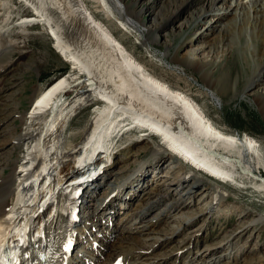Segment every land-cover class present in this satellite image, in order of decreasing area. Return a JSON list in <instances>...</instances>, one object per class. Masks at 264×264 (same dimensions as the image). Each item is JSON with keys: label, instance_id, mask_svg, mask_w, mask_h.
I'll return each mask as SVG.
<instances>
[{"label": "rangeland", "instance_id": "374dc122", "mask_svg": "<svg viewBox=\"0 0 264 264\" xmlns=\"http://www.w3.org/2000/svg\"><path fill=\"white\" fill-rule=\"evenodd\" d=\"M122 1L130 9L139 12L141 25L135 23V27L126 29L121 25L123 20L108 17L95 0H83L93 17L104 23L127 51L147 68V71L197 103L205 116L218 128L236 132L241 137L248 134L256 141V149L264 157V68L261 69L257 84L244 88L247 79L259 69L255 61L258 45L261 46L262 43L255 44L254 39L261 34V30L264 34V20L256 25V29H252V10L246 12L237 9L235 13L231 10L236 9L235 6L240 8L241 4H248L250 1H256L257 5L261 3L264 7V0L217 2L206 13H199L200 17L194 12V8L201 4V0L196 2L188 0L172 15L173 8L181 0ZM190 13H194L189 17L190 22L185 23L181 29L175 28ZM33 14L35 13L32 7L24 0H0V30H6V39L14 44L0 52V65H3L0 67V70L3 69L0 72V161L5 165L1 174L3 179L11 172L12 162L18 163L25 154V145L19 149H10L9 142L13 135L23 128L21 118L32 106L34 97L60 77L61 79L67 75L77 76L76 79L83 77V73L73 69L71 63L58 53L55 41L47 34L44 26L37 23L19 26L21 18L31 17ZM218 14L223 17L216 16ZM153 16L157 21L163 19L168 21L166 25L163 24L166 27L158 32L156 37L147 32L152 28ZM217 17L219 18L217 24L228 26L230 36L225 41L211 45L210 48L207 43L213 35L200 34H206L207 27L213 24ZM189 37H197L192 47L184 45ZM195 47H202L195 56L199 61L208 66L211 62L213 64L210 66V78L204 76L205 68L200 71L183 59L179 61L175 59L176 53L182 56L188 49ZM208 78L210 82H215V93L212 96L205 84ZM75 89L76 87L66 91L65 102L68 103L73 99ZM103 105L99 101H93L90 105L77 108L74 114L68 117L60 142L63 151L67 152L76 145L81 147L80 143L93 122L97 109ZM126 128L128 129L129 126H125L118 135L114 134L111 138L112 145L109 152L111 154L107 157L104 154V157L102 156L106 160L109 157L112 164L93 179L92 183H87L92 191L85 192L89 197L86 198L87 208L82 214L85 215L91 207L99 204L90 213L87 212L86 220H92L95 216L102 217L112 203H115L114 206L122 203L121 209L115 208L113 213L110 212L111 216L103 217L104 225L102 222L100 224L92 220L96 225L100 224L88 230L92 233H95L94 228L98 229V233L105 230L102 232L104 234L111 226L118 227L113 235L103 242L105 243L103 247L108 249H104V256L97 264H124V260H126L125 264H152L154 256L158 257L157 259L160 260L158 262H163L162 264H264V193L255 190L252 178L246 180L239 178L242 184L252 187L243 191L239 187L238 180H236L238 185L221 182L199 171L180 156L169 152L157 135L145 134L139 128L126 131ZM6 149H10L7 153L10 155L9 158L2 154ZM156 155L162 159L155 163L153 158ZM141 164L146 168L141 175H138V167ZM253 166L257 168L256 177L260 175L264 178V168L255 164ZM183 176L187 182L181 185L178 181ZM1 181L0 197L5 192V186L1 185ZM191 183H199L201 187L189 194L186 193L189 187L186 185ZM126 193L130 197L125 199V204L127 202L128 204L123 208L124 201L122 198L123 202H120L119 196ZM155 193H160V196H156L157 199L154 198L150 203L152 199L150 200L149 197H153ZM220 193L225 195L226 201L222 207L220 204L216 205V200L210 203L212 196L213 199L217 198ZM105 198L106 202H104ZM13 199L14 195H9L6 199L7 204L11 205ZM115 199L118 201H114ZM170 200H177L186 207L182 209L183 211L174 210L175 207L170 208L167 205V201ZM149 203L150 205L147 206ZM254 220L258 222L255 224ZM107 225L109 228L106 227ZM146 225L168 226L173 230L176 228V232L173 235L169 234L166 237L167 243L161 246L157 242L152 243V239L150 241L140 237L139 233ZM240 225L247 226L244 228L247 230L242 231L240 237L233 239L232 245L228 248L225 245V235ZM82 226L83 224H78L77 228ZM81 232V229H78L77 236ZM32 233L34 238L38 236L36 232ZM85 239L82 238V241L75 245L76 251L86 250ZM96 239H99L97 243H101L99 234ZM117 242L123 245V249L121 247L117 250L112 249ZM130 245H136L137 248L151 246V249L135 250L126 258L122 250L127 251ZM218 245L225 246L216 257H204L202 260L197 259L198 262H192L200 255L212 252ZM241 246L244 247L239 252L237 249ZM75 253L73 251V255ZM138 253L149 254L138 258ZM66 259L69 264L75 260L74 257H66Z\"/></svg>", "mask_w": 264, "mask_h": 264}, {"label": "bare ground", "instance_id": "6f19581e", "mask_svg": "<svg viewBox=\"0 0 264 264\" xmlns=\"http://www.w3.org/2000/svg\"><path fill=\"white\" fill-rule=\"evenodd\" d=\"M24 1L32 7L35 14L31 17L21 18L19 26L23 27V25L36 23L44 26L47 34L55 41L58 53L71 63L73 69H77L79 73H86L88 78L81 83L80 78L76 79L77 76L71 75L70 77L67 75L65 78L56 79L57 81L49 84L44 91L39 92L34 97L28 112L21 118L23 128L14 134L9 142L10 149H19L25 145V154L18 163L17 161L12 162L11 172L4 179L1 174L5 165L0 161V181L2 180L1 185L5 186V192L0 197V264H69L66 257H74L75 264H80V262L81 264H95V261L99 259L98 257L103 255L101 250L103 245L101 244L99 249L90 243L88 244L89 249L92 250L89 255L93 258L88 259L86 263L83 259H77L76 256L69 254L68 244L74 245L78 242L82 233L89 237L90 232H88L89 228L86 225L88 223L83 225L84 229L77 228L78 224L72 223L70 218L67 219L65 213L69 212L70 214L71 211H74L76 215H79L83 212L84 192H86L84 187L86 188V186L84 183H80L79 179L86 173L91 176L95 175L98 165L105 167L106 163L102 156L104 154L107 157L108 154H111L109 153L112 145L111 138L114 137V134L118 135L125 126H129L126 131L132 128H147L150 134L158 135V138L159 136L163 137L162 143H170L173 150L183 153L186 157L190 156L194 162L208 167L213 172V176L221 182H223L221 179L226 180L235 175L242 180L252 178L255 190L264 193V178L260 175L257 176L259 178L256 177L257 168L253 166L255 164L264 168V157L256 149V141L248 134L241 137L236 132L232 133L218 128L213 121L205 116L206 114L202 112L197 103L187 98L181 91L172 89L159 77L147 71V68L127 51L107 26L93 17L83 0ZM95 1L102 6L108 17L123 20L121 25L126 29L135 27V23L137 25L142 24L139 19V12L130 9L122 0ZM187 1L181 0L173 8L171 15L175 14ZM201 1V4L197 6L198 8H194L197 15L206 13L211 6L225 0ZM256 3V1H250L248 4H241L240 8L235 6L236 9H231L233 13L237 9L246 12L252 10V29H256V25L264 20V7L261 3L258 5ZM193 14L190 13L185 16L175 28L184 27L185 23L190 22L191 18L189 17ZM171 15L168 17L170 18ZM218 19L217 17V20L209 25L210 28L207 27L206 34H200L203 36L213 35L207 43L210 48L211 45L225 41L230 36L228 26L217 24L219 23ZM152 20V28L148 29L147 32L156 37L158 32L164 30L166 26L163 24L166 25L168 21L164 19L165 22L163 20V22L157 21L155 16L152 17ZM5 31L0 30V52L14 45L6 39ZM260 32L261 34L254 39L255 44L262 43L261 46L258 45L255 61L259 69H254L257 72H253L251 78L247 79L248 82L245 83L244 88L257 84L261 69L264 68V34L262 30ZM196 39L197 37H189L183 43L192 47ZM198 49L202 50V47L188 49L182 56L176 53L175 59L177 61L183 59L188 64L196 66L200 71L205 68L203 74L210 78V66L213 64L211 62L208 66L199 61L195 57L198 54ZM209 78L205 84L212 96L215 93V82H210ZM74 87L76 89L73 99L68 103L65 102L66 91ZM93 101H99L104 105L97 109L93 122L86 130L80 143L81 147L76 145L67 152L63 151L60 142L66 120L74 114L77 108L82 105H90ZM142 129L140 131L144 132ZM10 149H6V152L2 153L4 157H8L9 154L7 153ZM153 159L156 163L162 158L156 155ZM108 160L111 159L108 157ZM145 168L146 166L141 164L138 167V175H141ZM178 182L183 185L187 181L184 180L183 176ZM186 186H189L186 192L189 194L196 192L201 187L199 183H191V185L187 184ZM80 187L81 191H79ZM9 195H14L11 205H8L6 201ZM218 195L217 198L214 196V199L212 196L210 203L216 200V205L220 204L222 207L226 202L225 195L221 193ZM156 196H160V193H155L153 197L150 196L149 199H152L150 203L154 201V198L157 199ZM114 204L112 203L107 208L104 215L115 207ZM127 204L128 202L124 205ZM167 205L170 208L175 207L174 210L179 211L186 207L177 200L167 201ZM104 215L102 217L95 216L92 220L101 224ZM83 216L80 217L83 219V223L91 221L90 219L86 220L88 215ZM253 222L256 224L258 220ZM102 224L105 223L102 222ZM29 227H32V232H36L38 236L32 237L31 243H28L29 247L25 249L23 237L29 234L33 236V233L28 231ZM68 227H71L70 231ZM106 227L109 228L108 225ZM167 227L146 225L139 234L143 239L150 241L152 239V243L157 242L163 246L162 244L168 241L166 237L176 232V228L173 230ZM245 227L247 226L240 225L237 227L240 229L239 231L237 228H233L227 232L224 239H226L225 245L228 248L232 245L233 239L240 237V233L247 230V228L244 229ZM117 228V225H114L104 234L101 232L100 239L106 240L113 235ZM78 229L82 231L79 236L76 234ZM122 241L127 242L125 239ZM151 246L137 248L136 245H130L127 251L122 250V252L127 258L130 252L133 253L138 249L150 250ZM224 246L218 245L212 252L200 255L192 262H198L197 259L202 260L204 257H216L222 252ZM119 247L123 249V245L117 242L112 249L117 250ZM243 247L241 246L237 250L240 252ZM146 254L149 253L142 255L138 253L137 257L142 256L143 258ZM24 255L28 258L23 259ZM43 257L45 263L42 262ZM157 258L156 256L153 257L154 262L152 264L163 263L158 262L160 260Z\"/></svg>", "mask_w": 264, "mask_h": 264}, {"label": "water", "instance_id": "95a60500", "mask_svg": "<svg viewBox=\"0 0 264 264\" xmlns=\"http://www.w3.org/2000/svg\"><path fill=\"white\" fill-rule=\"evenodd\" d=\"M72 68H74V67H72ZM88 78V76L86 75V73L85 74H83V77L80 79V82H84V80H86Z\"/></svg>", "mask_w": 264, "mask_h": 264}]
</instances>
